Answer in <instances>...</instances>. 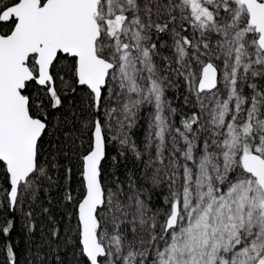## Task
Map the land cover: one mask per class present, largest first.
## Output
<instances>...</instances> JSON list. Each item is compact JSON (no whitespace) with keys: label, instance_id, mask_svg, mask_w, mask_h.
<instances>
[{"label":"snow or ice","instance_id":"snow-or-ice-1","mask_svg":"<svg viewBox=\"0 0 264 264\" xmlns=\"http://www.w3.org/2000/svg\"><path fill=\"white\" fill-rule=\"evenodd\" d=\"M0 264H264V0H0Z\"/></svg>","mask_w":264,"mask_h":264}]
</instances>
